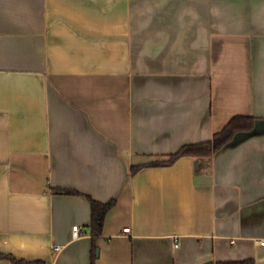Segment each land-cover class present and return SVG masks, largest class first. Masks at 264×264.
I'll return each instance as SVG.
<instances>
[{
  "label": "crops",
  "instance_id": "1",
  "mask_svg": "<svg viewBox=\"0 0 264 264\" xmlns=\"http://www.w3.org/2000/svg\"><path fill=\"white\" fill-rule=\"evenodd\" d=\"M88 197L115 199L95 237ZM0 253L264 264V0H0Z\"/></svg>",
  "mask_w": 264,
  "mask_h": 264
},
{
  "label": "trees",
  "instance_id": "2",
  "mask_svg": "<svg viewBox=\"0 0 264 264\" xmlns=\"http://www.w3.org/2000/svg\"><path fill=\"white\" fill-rule=\"evenodd\" d=\"M254 118L246 115L233 116L225 126L219 131H216L212 138L206 141L192 144L182 145L176 152L167 156L166 159L157 160L147 165H169L181 156H194V157H207L215 150L229 141L237 132L248 130L253 125ZM146 165H136L131 167V173L136 172L138 169ZM56 193L64 194H77L78 191L71 188H55ZM90 202V220L89 229L93 237L101 234L103 221L107 211L115 204V199L101 202L91 197H88ZM0 258H7L12 262L19 263L21 261L15 259L11 255L0 253ZM228 264H253L252 260L232 261Z\"/></svg>",
  "mask_w": 264,
  "mask_h": 264
},
{
  "label": "built area",
  "instance_id": "3",
  "mask_svg": "<svg viewBox=\"0 0 264 264\" xmlns=\"http://www.w3.org/2000/svg\"><path fill=\"white\" fill-rule=\"evenodd\" d=\"M71 232H72V236L73 237H77L79 235V226L78 225L72 226ZM261 243H263V242H261ZM174 246L177 247L178 246V242H175ZM55 249L57 250L58 248L56 247Z\"/></svg>",
  "mask_w": 264,
  "mask_h": 264
},
{
  "label": "water",
  "instance_id": "4",
  "mask_svg": "<svg viewBox=\"0 0 264 264\" xmlns=\"http://www.w3.org/2000/svg\"><path fill=\"white\" fill-rule=\"evenodd\" d=\"M211 263V262H208V264Z\"/></svg>",
  "mask_w": 264,
  "mask_h": 264
}]
</instances>
